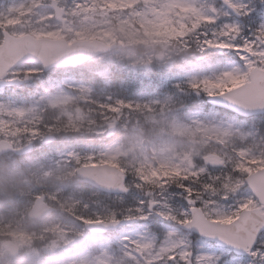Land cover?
<instances>
[{
    "label": "rangeland",
    "instance_id": "374dc122",
    "mask_svg": "<svg viewBox=\"0 0 264 264\" xmlns=\"http://www.w3.org/2000/svg\"><path fill=\"white\" fill-rule=\"evenodd\" d=\"M52 1L0 0V44L2 32L7 31L16 37L32 34L70 43L120 41L124 48L78 71L45 73L41 66L19 67L7 80L20 79L22 84L0 88V141L9 140L16 147L33 142L37 156L21 162L11 154L0 158V198L30 173L28 180L33 177L34 181L27 183L34 190L20 201L30 202L31 207L37 197L45 195L51 206L58 207L44 223L18 218L20 225L0 233V264H249L247 256H236L231 249L218 247L179 225L191 220L192 206L202 207L210 220L217 211L233 213L249 201V208L261 207L239 175L232 183H224L218 193L212 192L211 201L199 200L206 190L193 189L200 180L171 183L178 175L197 179L209 173L204 164L200 166L202 161L212 169L221 168L217 174L230 162L245 167L248 175L264 168V118L240 121L236 126L229 122L232 117L225 120L203 100V94L209 97L243 84L255 64L264 67V48L249 40L259 34L264 19L256 24L257 19L255 23L253 16H247L251 9L257 12L256 6L264 0H228L245 15L240 23L218 0H54L66 9L65 23H61L49 7ZM88 18L95 21L85 23ZM244 21L248 27L243 29ZM154 52L164 54L165 61L157 66L165 68L181 55V64L187 63L188 68L185 82L176 85L172 96L145 103L114 97L108 83L111 67L137 68L144 65L145 57L155 63ZM230 53L232 60L242 61V67L232 62L214 67L215 61L223 60L220 55ZM221 82L225 87H212ZM189 98L194 111L188 106ZM200 111L205 113L200 115ZM53 112L51 120L44 116ZM112 115L120 124L109 140ZM48 135H55L57 141L45 144ZM202 149L209 150L217 163L202 155ZM95 164H110L124 172L130 193H80L91 202L79 214L88 209L95 213L93 221L115 219L116 213L135 220L106 235L85 231L86 219L65 210L67 205L61 201L62 185L71 187L72 193L78 186V192L85 191L76 169ZM193 164L197 167L192 168ZM173 185L178 190H172ZM34 191L30 201L28 194ZM125 206L129 207L126 212ZM3 236L19 246V256L3 248Z\"/></svg>",
    "mask_w": 264,
    "mask_h": 264
},
{
    "label": "water",
    "instance_id": "95a60500",
    "mask_svg": "<svg viewBox=\"0 0 264 264\" xmlns=\"http://www.w3.org/2000/svg\"><path fill=\"white\" fill-rule=\"evenodd\" d=\"M55 9L57 18L61 20L64 15V10L56 7ZM5 40V44L0 47V77L5 76L6 72L12 67L24 62L42 63L46 70L54 66H76L77 63L98 54L103 49V45L98 42H78L72 47L70 46L64 48V42H61L62 44L45 40L35 42L34 39H30L29 37L16 39L10 35H6ZM261 83L264 84L262 81ZM259 84L260 81L255 78L253 89L244 88L232 91L225 95L214 97L210 100V102L220 107L241 111L237 108L236 96L243 92L247 95L248 99H254L255 104L262 105V111H264V91L257 89ZM248 99L243 98L241 100L242 104L249 105L250 100ZM114 120L116 121V119ZM115 127L116 124L111 125L109 136H112ZM49 141L51 142V139H48V142ZM13 150V146L9 142L2 141L0 143V156ZM30 151L31 146H27L21 150H16L15 153L23 155L29 153ZM263 173L264 172L258 175L262 176ZM77 174L80 178L85 179L87 183L106 193L124 194L128 192V189L125 187L126 175L122 171L110 165L84 166L77 170ZM253 188L260 198L264 200V190L256 188L255 186ZM52 212L53 209L45 203V196H42L35 201L29 216L32 219L44 220L48 218ZM192 213L193 221L184 226V229L194 231L212 240H218L223 245L227 244L218 239L217 236L208 235L207 233L218 231L220 229H231L240 223V220H237L233 225H215L214 227L209 228L208 226L211 225L212 222L205 220V217L200 209H193ZM248 214L253 216V218H257L255 216V212L253 211H248ZM124 223L125 221L93 222L87 223L85 227L92 232L104 233L108 230H114ZM201 229H203V232ZM231 235L234 239L242 242L247 239L248 232L241 231L238 233H232ZM3 246L8 248L13 256L18 255L19 247L14 242L6 241ZM236 252H238V254L243 253L238 249H236Z\"/></svg>",
    "mask_w": 264,
    "mask_h": 264
},
{
    "label": "trees",
    "instance_id": "16d2710c",
    "mask_svg": "<svg viewBox=\"0 0 264 264\" xmlns=\"http://www.w3.org/2000/svg\"><path fill=\"white\" fill-rule=\"evenodd\" d=\"M127 76V80L125 81V92L126 93V99H132L135 98L131 96V94L136 95L137 94V83L132 82L131 80H134L133 77L129 74L126 75ZM160 80H146L145 79L141 82L138 83L140 85V89L142 91L144 90H148L149 94H152V92L154 90H156L159 86ZM119 83L115 82L113 84V91L115 92V95L118 96L119 95V90L117 89ZM157 95V94H156ZM56 113H46L44 116L49 115V120H51V116L55 115ZM53 122V121H52ZM52 122L50 121V124H52ZM42 162V161H40ZM130 176H132L130 174ZM28 181H34V178L32 177L30 180H28V177L26 179H21L18 181V183H16L13 189H11L10 192L7 191V195L3 194V197L0 198V233H4L6 229L11 228L12 230L15 229L17 226V221L18 218L22 219V222L26 221L27 223H29L28 219H27V212L29 210L30 207V202L28 203H24V201H20L21 197L24 196L29 190H34V187L27 183ZM210 182V181H207ZM145 184L147 186L150 185V181H145ZM85 188V191H80L78 192V190L81 189V187H73V193L72 191H70V189H72L71 187H63V185L61 186L63 189V201L66 203L68 209L65 210H71L74 212H78L76 214L80 215L79 212H81V209L83 208H87V206L89 205V201L91 202V200L89 199V201L87 199H85L84 197H82L80 195V193L83 192H91L92 191L87 188L84 184H82ZM37 191H34L28 194V198L30 199V201L34 198V196L36 195ZM95 193V192H94ZM61 196V195H60ZM68 197H73V202L69 201L67 198ZM7 202V203H5ZM131 203V202H129ZM110 209H112V207H109ZM128 206H125V211L126 212L128 210ZM119 218H123L125 217V215H122L120 213H117ZM81 217L85 218L86 220H95V213H93L92 210H88L86 209V211L82 212ZM9 225H12V227H9Z\"/></svg>",
    "mask_w": 264,
    "mask_h": 264
},
{
    "label": "snow or ice",
    "instance_id": "6c2138e0",
    "mask_svg": "<svg viewBox=\"0 0 264 264\" xmlns=\"http://www.w3.org/2000/svg\"><path fill=\"white\" fill-rule=\"evenodd\" d=\"M260 11L264 12V3L257 5ZM264 29V24L261 25ZM56 38H60L59 34H52ZM212 87H225L224 83L212 85ZM241 170L246 171L241 165ZM250 201L242 204L238 210L233 213H226L217 211L215 219L209 228L215 225H233L235 220H240V223L231 229H220L207 233L208 235L217 236L218 239L226 243L229 248L235 247L243 252L249 259V264H264V216L253 218L248 214ZM131 219V218H129ZM174 219V218H173ZM203 232V229H201ZM247 231L248 237L245 241H238L232 237V233Z\"/></svg>",
    "mask_w": 264,
    "mask_h": 264
},
{
    "label": "flooded vegetation",
    "instance_id": "af4514ba",
    "mask_svg": "<svg viewBox=\"0 0 264 264\" xmlns=\"http://www.w3.org/2000/svg\"><path fill=\"white\" fill-rule=\"evenodd\" d=\"M147 62H149V61H146L144 63V67L137 69V75L146 76L147 72H149L150 74H155L156 73V71L158 70L156 65H153L154 63L147 64ZM124 70H125V67L122 69V71H124Z\"/></svg>",
    "mask_w": 264,
    "mask_h": 264
},
{
    "label": "bare ground",
    "instance_id": "6f19581e",
    "mask_svg": "<svg viewBox=\"0 0 264 264\" xmlns=\"http://www.w3.org/2000/svg\"><path fill=\"white\" fill-rule=\"evenodd\" d=\"M32 64H34V63H32V62L19 63V64H17L16 66L12 67V69L8 70L7 73H6V75H7V77H9L10 73H11L13 70H15L16 68L23 67V66H28V65H32ZM112 116H113V115H112ZM113 117H114V116H113ZM113 117H112V118H113ZM112 118H111V119H112Z\"/></svg>",
    "mask_w": 264,
    "mask_h": 264
}]
</instances>
